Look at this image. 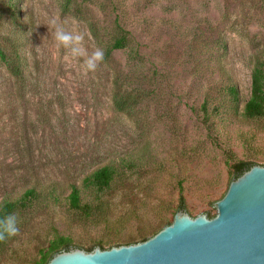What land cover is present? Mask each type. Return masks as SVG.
<instances>
[{
    "label": "rangeland",
    "instance_id": "1",
    "mask_svg": "<svg viewBox=\"0 0 264 264\" xmlns=\"http://www.w3.org/2000/svg\"><path fill=\"white\" fill-rule=\"evenodd\" d=\"M52 20L104 49L94 73L54 47ZM0 46L21 66L0 58V206L41 190L0 264H42L58 238L89 251L160 231L180 188L191 218L217 214L229 163L264 165V115L244 112L264 70V0H0ZM114 91L135 100L117 110ZM110 163L129 180L87 187ZM70 182L88 209L70 204Z\"/></svg>",
    "mask_w": 264,
    "mask_h": 264
},
{
    "label": "water",
    "instance_id": "2",
    "mask_svg": "<svg viewBox=\"0 0 264 264\" xmlns=\"http://www.w3.org/2000/svg\"><path fill=\"white\" fill-rule=\"evenodd\" d=\"M217 214L191 218L184 209L146 241L71 247L47 264H264V165L234 178L216 202Z\"/></svg>",
    "mask_w": 264,
    "mask_h": 264
},
{
    "label": "trees",
    "instance_id": "3",
    "mask_svg": "<svg viewBox=\"0 0 264 264\" xmlns=\"http://www.w3.org/2000/svg\"><path fill=\"white\" fill-rule=\"evenodd\" d=\"M122 47L121 41H117L113 44L112 49H118ZM0 58L3 62H5L8 68L16 75L21 74V66L16 64V62L12 61L10 58L7 57L5 51L0 46ZM264 70L261 67H257L252 73V81H251V95L252 97L248 100L245 104V114L248 117H260L264 115ZM231 90H233L231 88ZM112 100H114V107L117 110H122L125 104L128 102H122L121 100H135V97L130 94L125 95V99L119 97L117 92H113ZM125 103V104H123ZM257 164L256 162L249 161V160H239L229 163L230 171L232 174V179L241 175L245 170L249 169L252 165ZM127 170L123 168L121 164H107L99 169H97L93 174L87 177L86 185L87 187L92 186L97 192L103 191L106 189H110L113 185L119 180H129L130 175L127 174ZM71 192L68 197L70 204L76 208L88 209V204L82 205L81 204V197H80V185L76 182H70L69 184ZM41 190H38L37 187L31 186L29 187L22 196L17 198H11L10 196L3 199V202L0 206V217L8 214V213H18L19 209L26 207L27 203H29L33 198L40 194ZM180 206L179 209H186L184 204V199L182 196V190L180 188ZM216 214L208 213L210 218L214 217ZM157 231L152 232L151 234H146L140 236L138 239L129 240L123 244L118 242H110L108 246H105L103 241L98 242L94 246L88 248V250H92L95 246H100L102 249H109L114 246L120 245H127L132 243H139L146 241L150 237L154 236ZM8 239L5 242H0V251L6 245ZM71 247H75L71 240L58 238L55 242L51 245V253L48 257L43 256L42 264H47L51 257L60 252L63 249H69Z\"/></svg>",
    "mask_w": 264,
    "mask_h": 264
},
{
    "label": "clouds",
    "instance_id": "4",
    "mask_svg": "<svg viewBox=\"0 0 264 264\" xmlns=\"http://www.w3.org/2000/svg\"><path fill=\"white\" fill-rule=\"evenodd\" d=\"M50 26L53 29V44L56 49H64L67 52L65 59L82 61L80 71L82 76L94 73L103 63L105 52L101 47H95L91 52L85 46L87 33L67 30L63 25L52 20ZM48 27V26H47ZM20 219L17 213L12 212L0 217V242L15 236L19 232Z\"/></svg>",
    "mask_w": 264,
    "mask_h": 264
}]
</instances>
